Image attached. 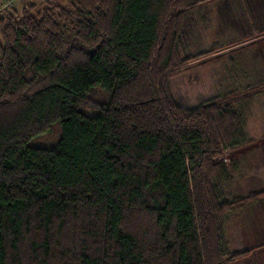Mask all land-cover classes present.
<instances>
[{
  "label": "trees",
  "instance_id": "16d2710c",
  "mask_svg": "<svg viewBox=\"0 0 264 264\" xmlns=\"http://www.w3.org/2000/svg\"><path fill=\"white\" fill-rule=\"evenodd\" d=\"M215 1L0 10V264H233L253 255L256 246L227 251L222 223L264 188L229 197L222 186L238 164L222 156L253 143L243 110L264 83L189 109L169 89L223 50L182 57L189 18L207 23ZM53 125L55 146H28Z\"/></svg>",
  "mask_w": 264,
  "mask_h": 264
},
{
  "label": "rangeland",
  "instance_id": "374dc122",
  "mask_svg": "<svg viewBox=\"0 0 264 264\" xmlns=\"http://www.w3.org/2000/svg\"><path fill=\"white\" fill-rule=\"evenodd\" d=\"M67 6L71 0H2L0 10H20L30 3ZM209 21L193 15L185 25V49L182 57L208 54L193 62L186 73L169 82L172 98L182 108H194L216 96L264 83V0H217L209 7ZM249 41L243 42V40ZM233 44L235 46L229 47ZM229 47V48H228ZM223 55L222 59L214 57ZM264 89V88H263ZM87 116L95 112L81 110ZM244 131L253 143L234 152H224L225 163H237L231 180L223 183L229 197H242L264 188V90L243 110ZM61 136L60 125L32 139L28 146L49 149ZM226 249L229 253L256 246L253 255L233 264H264V198L249 203L223 220Z\"/></svg>",
  "mask_w": 264,
  "mask_h": 264
}]
</instances>
